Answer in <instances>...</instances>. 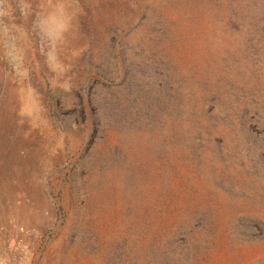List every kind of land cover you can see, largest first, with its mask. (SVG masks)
<instances>
[{
    "label": "rangeland",
    "instance_id": "1",
    "mask_svg": "<svg viewBox=\"0 0 264 264\" xmlns=\"http://www.w3.org/2000/svg\"><path fill=\"white\" fill-rule=\"evenodd\" d=\"M0 246L264 264V0H0Z\"/></svg>",
    "mask_w": 264,
    "mask_h": 264
},
{
    "label": "built area",
    "instance_id": "2",
    "mask_svg": "<svg viewBox=\"0 0 264 264\" xmlns=\"http://www.w3.org/2000/svg\"><path fill=\"white\" fill-rule=\"evenodd\" d=\"M2 253H3V249L0 246V264H5V262L2 260Z\"/></svg>",
    "mask_w": 264,
    "mask_h": 264
},
{
    "label": "bare ground",
    "instance_id": "3",
    "mask_svg": "<svg viewBox=\"0 0 264 264\" xmlns=\"http://www.w3.org/2000/svg\"><path fill=\"white\" fill-rule=\"evenodd\" d=\"M28 102H29V101H28ZM36 106H37V105H36ZM34 108H35V107H34ZM34 108H33V109H34Z\"/></svg>",
    "mask_w": 264,
    "mask_h": 264
}]
</instances>
